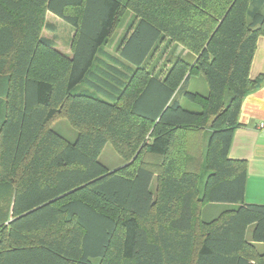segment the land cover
I'll return each instance as SVG.
<instances>
[{
  "label": "trees",
  "instance_id": "obj_1",
  "mask_svg": "<svg viewBox=\"0 0 264 264\" xmlns=\"http://www.w3.org/2000/svg\"><path fill=\"white\" fill-rule=\"evenodd\" d=\"M125 5L139 19L115 58ZM48 12L76 28L71 56L42 35ZM261 36L264 0H0V264H264V205L229 158ZM209 204L232 207L206 222Z\"/></svg>",
  "mask_w": 264,
  "mask_h": 264
},
{
  "label": "rangeland",
  "instance_id": "obj_2",
  "mask_svg": "<svg viewBox=\"0 0 264 264\" xmlns=\"http://www.w3.org/2000/svg\"><path fill=\"white\" fill-rule=\"evenodd\" d=\"M139 19V16L127 5H125L122 15L119 18V23L114 27L112 34L103 48L104 51L115 57L118 58V46L119 42L122 37L128 33L130 26L132 23H136ZM42 35L46 38H51L55 41L56 47L60 50L64 51L66 54H70L72 50V44L75 36L74 30L67 25L62 20H58L52 17L49 14H46L44 19V27L42 28ZM167 39L163 42L160 50L164 48V45L167 43ZM174 44H171L170 48L173 47ZM187 50L184 49L181 45L177 46L176 55H180L186 57ZM158 54L153 59V63L155 64L158 59ZM164 57L162 60L157 64L159 67L162 66L164 62ZM158 67V68H159ZM83 86H80L78 89L74 91V94L80 92V89ZM189 90L192 92H197L202 95H206L208 93V88L206 85L205 80L202 77H193L189 82ZM0 91H2V85H0ZM183 107L187 110L198 111L199 107L195 104H192L188 101H183ZM52 130L64 137L68 142H75L78 136L77 131L69 124V122L64 117H58L51 123ZM147 158V157H146ZM99 160L102 164H104L109 170L113 171L116 170L123 165H125V160L120 156V154L116 151L112 144L107 143L99 157ZM203 184L200 185L202 189ZM154 189V186H153ZM5 190V189H4ZM0 198L3 204L6 206V202H8V197L4 195L3 189L0 190ZM7 204V205H8ZM202 219L206 222L213 220L220 212L216 206L206 205L203 211ZM10 216V214H9ZM8 224V223H5ZM248 237H251V232L249 231ZM256 250L259 253H264V245L258 244L255 245Z\"/></svg>",
  "mask_w": 264,
  "mask_h": 264
},
{
  "label": "crops",
  "instance_id": "obj_3",
  "mask_svg": "<svg viewBox=\"0 0 264 264\" xmlns=\"http://www.w3.org/2000/svg\"><path fill=\"white\" fill-rule=\"evenodd\" d=\"M47 14L62 20L49 12ZM69 26L76 34V28ZM67 55L71 56L72 51ZM249 77L252 81L259 77L264 81V36L258 39ZM239 124L233 136L229 158L244 160L247 163L245 204L264 205V126L260 127V124H264V82L259 89L244 98L239 114ZM209 205L216 206L220 211L213 220L232 207L230 204Z\"/></svg>",
  "mask_w": 264,
  "mask_h": 264
},
{
  "label": "built area",
  "instance_id": "obj_4",
  "mask_svg": "<svg viewBox=\"0 0 264 264\" xmlns=\"http://www.w3.org/2000/svg\"><path fill=\"white\" fill-rule=\"evenodd\" d=\"M264 126V124H260V127H263Z\"/></svg>",
  "mask_w": 264,
  "mask_h": 264
}]
</instances>
